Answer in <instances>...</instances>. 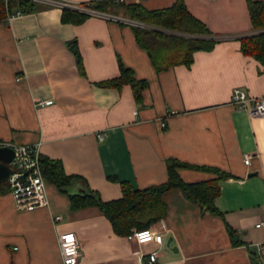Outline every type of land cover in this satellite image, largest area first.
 <instances>
[{
	"label": "crops",
	"instance_id": "crops-1",
	"mask_svg": "<svg viewBox=\"0 0 264 264\" xmlns=\"http://www.w3.org/2000/svg\"><path fill=\"white\" fill-rule=\"evenodd\" d=\"M61 1L94 14L81 24L64 23L63 9L82 12L35 3V11L0 22V146L40 144L42 158L76 176L66 193L47 182V206L30 209L18 208L7 180L0 183V264H62L58 236L66 232L77 237L79 264H148L153 252L154 264H264V225L256 227L264 219V117L230 101L234 89L264 100V66L232 40L195 52L189 67L156 72L133 26L99 15L135 21L127 10L101 12L93 4L155 11L176 0ZM182 1L213 36L252 33L247 0ZM119 62L147 82L139 103L129 85H102L119 76ZM47 100L52 104L36 105ZM170 160L230 175L219 182V214L202 211L180 190L168 191L166 216L149 227L162 235L156 244L117 236L96 207H70L68 195L85 184L103 202L121 198V183L134 190L162 185ZM177 174L186 183L217 177L187 168ZM55 216L60 220L53 222Z\"/></svg>",
	"mask_w": 264,
	"mask_h": 264
},
{
	"label": "trees",
	"instance_id": "trees-1",
	"mask_svg": "<svg viewBox=\"0 0 264 264\" xmlns=\"http://www.w3.org/2000/svg\"><path fill=\"white\" fill-rule=\"evenodd\" d=\"M93 7L101 12H114V9L125 8L131 19L154 28L171 31L172 34H166L157 30L132 28L137 44L148 53L156 72L178 65L189 67L193 63L195 52L210 51L216 43L220 42L201 22L188 13L182 0H176L166 9L155 11H146L137 5L114 4L111 1L95 3ZM247 8L252 34H247L238 40L240 51L244 56L251 57L264 66V1L247 0ZM14 10L27 14L36 10V4L27 0H7L6 3L5 0H0V22L6 18L7 13H13ZM88 17L87 14L63 9L61 19L64 23L81 24ZM70 46L78 67L82 70L76 45ZM118 67L119 76L102 85L107 87L129 85L135 101L139 103L147 82L137 81L132 71L120 62ZM40 164L45 182L53 184L60 192L66 193L76 176L66 175L59 161L41 157ZM179 168L200 170L217 177L207 181L186 183L177 174ZM167 176L164 184L144 190H134L128 183H121V198L110 202H103L99 195L85 184L82 192L68 195L70 207L72 210L98 208L109 221L114 233L122 237L128 236L134 230H145L163 219L167 214V205L163 196L171 190H180L202 211L219 214L214 206V201L220 193L219 182L230 178V175L216 168L191 166L170 160Z\"/></svg>",
	"mask_w": 264,
	"mask_h": 264
},
{
	"label": "built area",
	"instance_id": "built-area-1",
	"mask_svg": "<svg viewBox=\"0 0 264 264\" xmlns=\"http://www.w3.org/2000/svg\"><path fill=\"white\" fill-rule=\"evenodd\" d=\"M33 3H42L49 5H57L60 8L72 7L61 0H27ZM122 2V0H117ZM7 0H5V3ZM76 11H81L86 14H94L91 11L83 7H72ZM23 13L19 10H15L13 13H7L4 21L9 23L15 17L21 16ZM99 14V13H98ZM109 20L118 21L121 23H128L133 27H141L148 29L146 25L140 22L127 20L119 16H111L106 14H99ZM252 34V33H251ZM247 34L234 35V36H220L216 39L220 42L224 41H238ZM230 101L237 109L245 111L248 115L253 117H264V100L254 98L247 95L240 89H234L231 93ZM52 104V101H38L37 106L45 107ZM164 124H162L163 126ZM97 138L99 141L104 139V134H98ZM40 144L35 146H11L14 156L11 162L8 164L11 169V174L7 179V183L10 189V193L18 206L22 209H30L34 207H45L48 204L46 197V182L44 180L41 170V155H40ZM250 157L246 156L244 164L248 165ZM60 220V216H55L53 222ZM264 225V219L256 227ZM128 240H136L137 242H144L152 240L156 244H161L162 235L155 232L152 228H148L141 231H132L127 236ZM58 247L62 259V264H79L80 261V248L76 235L73 232H66L58 236ZM262 246H258V251L261 252ZM157 255L155 252L149 255L148 264H154L156 262Z\"/></svg>",
	"mask_w": 264,
	"mask_h": 264
},
{
	"label": "water",
	"instance_id": "water-1",
	"mask_svg": "<svg viewBox=\"0 0 264 264\" xmlns=\"http://www.w3.org/2000/svg\"><path fill=\"white\" fill-rule=\"evenodd\" d=\"M13 156L12 148L5 145L0 146V183L5 182L11 174L8 164L11 162Z\"/></svg>",
	"mask_w": 264,
	"mask_h": 264
}]
</instances>
